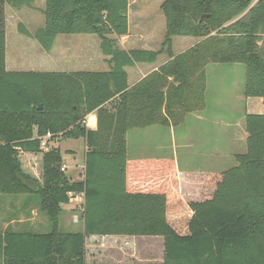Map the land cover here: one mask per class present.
<instances>
[{
    "label": "trees",
    "instance_id": "obj_1",
    "mask_svg": "<svg viewBox=\"0 0 264 264\" xmlns=\"http://www.w3.org/2000/svg\"><path fill=\"white\" fill-rule=\"evenodd\" d=\"M33 5L0 0V195H34L51 230L6 229L0 264H87L92 236L162 237L161 264H264V115L244 116L245 152L201 202L181 197L173 159L129 160L125 143L129 130L174 127L202 111L209 64H242L244 96L264 99V0H163L159 51L119 48L129 0H45L44 27L30 34L19 24L18 31L45 53L58 35H94L109 70L7 72L5 7ZM173 37L199 41L174 55ZM161 55L168 60L129 88L125 69ZM93 112L89 129L81 122ZM47 133L49 144L84 142L82 180L61 171L58 147H40ZM70 194L83 197L81 232L59 230Z\"/></svg>",
    "mask_w": 264,
    "mask_h": 264
},
{
    "label": "rangeland",
    "instance_id": "obj_2",
    "mask_svg": "<svg viewBox=\"0 0 264 264\" xmlns=\"http://www.w3.org/2000/svg\"><path fill=\"white\" fill-rule=\"evenodd\" d=\"M163 0H129L130 5V24L129 32L134 36L135 41L126 44L131 45L132 49L159 51L165 37V17L160 8ZM45 7V0H34L33 8H22L20 10L5 7V58L7 62V71H20L18 68H10V58L16 62H23L31 59L39 63L40 58L35 56L40 46L37 42L24 36L18 31V25L21 24L30 34L44 27V17L42 11ZM145 43H138L136 36ZM67 37L61 35L59 38ZM72 40H85V49H89L96 59V63L81 69L84 72H106L109 70L104 59L106 58L99 48V39L94 35H69ZM89 40L91 42H89ZM93 40V41H92ZM195 42L193 37H173L172 53L177 55L183 49L190 48ZM96 43V46H95ZM192 47V46H191ZM36 48V49H35ZM124 48V47H121ZM128 49V48H124ZM160 57V58H159ZM161 60L167 59V55H161ZM26 58V59H25ZM87 60V59H86ZM22 71V70H21ZM128 71V70H126ZM245 81V67L242 64H209L206 67V105L203 111L208 112V120L205 122H194L189 114L184 121L175 126L173 139L168 134V128L158 125L146 128H136L130 130L126 138L128 140L127 157L145 158L142 156L153 155L160 157L171 155L172 147L175 146L177 153V163L179 170H195L207 168L214 164L221 167L224 171L236 165L234 156L245 152L246 132L243 125L245 111L249 114L264 115V102L262 98H246L243 93ZM246 98V99H245ZM247 100V101H243ZM235 122L236 125L229 128V123ZM96 124V123H95ZM93 122H90L87 128L92 129ZM230 131L233 140L226 134ZM236 130V132L234 131ZM241 133L243 136H240ZM237 134V136H235ZM205 138H207L205 140ZM239 140L241 144L239 146ZM230 141V144L229 142ZM145 145L140 150V156H135L134 149ZM240 152L230 157H217L216 154L227 151L237 150ZM48 147L59 148L62 154V163L64 173L72 178H81L83 175L84 151L85 145L81 139L61 140L50 142ZM133 148V149H132ZM138 155V154H137ZM148 157V156H146ZM222 159L223 164L214 163ZM213 163L211 164V162ZM219 162V161H217ZM65 165V166H64ZM81 198V197H79ZM78 200V199H77ZM72 201L68 205H62L68 211L62 212L59 217V230L64 232H81V201ZM70 208V209H69ZM30 209L39 212L36 224L29 226L40 230L31 231L45 233L51 230L49 218L45 212L40 209L39 201L34 195H0V221H5L19 216V211L27 213ZM12 229L13 228H7ZM158 240L162 238L156 237ZM122 240V239H121ZM119 239L116 241L109 238H87L85 259L87 264H138L140 257L143 261L151 264H161L163 261V251L158 248L157 239L148 238L141 250L137 245L140 241L134 242L135 250L132 252L126 242ZM115 242V243H114ZM129 242H132L130 240ZM133 243V242H132ZM139 243V244H138ZM115 244V245H114ZM138 249V250H136ZM133 254V255H132Z\"/></svg>",
    "mask_w": 264,
    "mask_h": 264
},
{
    "label": "crops",
    "instance_id": "obj_3",
    "mask_svg": "<svg viewBox=\"0 0 264 264\" xmlns=\"http://www.w3.org/2000/svg\"><path fill=\"white\" fill-rule=\"evenodd\" d=\"M129 13H130V5L128 7V23L130 24ZM128 28H129V26H128ZM30 33H31V31H30ZM59 36H61V35H58L56 37L54 44H53V47L49 53H45L41 48H39V49L35 48L38 51L35 53V56L40 58L39 63L38 62L35 63L31 59L29 60L26 58H25L26 60H24L23 62H21L22 60L20 62H16L15 60H11V58H10V62H9L10 68H18L20 66L22 71L21 70L20 71H13V70L7 71L6 70L7 62H6V58H5V70L7 72L79 73V72H84V71H81V69L85 67L86 61H87V63H89V65H93L96 63V59L93 58V54L91 53V51L89 49H87V50L85 49V46H86L85 40H82V39L81 40L80 39L72 40L73 37L70 38L69 35H66L67 37L64 36V38L63 37L59 38ZM132 37H134V36L129 32V29H128V34L118 40L119 48L121 50H124V51L132 50L131 45L135 41V39H132ZM136 37L139 39V40H137L138 43H140V42L145 43L144 40H140L141 38L139 35ZM198 41H199V39L195 38V42L192 43L190 45V47L195 45ZM89 42H91V41L89 40ZM128 43H130L131 45H129L128 47H125V45ZM95 46H96V43H95ZM121 47L128 48V49H124ZM185 50L186 49H183V51H185ZM159 58L153 64H137L134 67L126 68L125 72L127 74V85H128V87L129 88L133 87L140 80H142L143 78H145L146 76H148L152 72L156 71L159 66H161L162 64H164L168 60V58L167 59L165 58V60H161ZM106 59L107 58H105L104 61ZM104 65H107V64H104ZM107 67H108V65H107ZM126 70H128V71H126ZM243 101H247V100H243ZM262 101L264 102V99H262ZM247 114H249L248 111H245L244 116ZM208 115H209L208 112H205V110L189 114V116L193 119V121L195 123L207 121ZM244 116L241 117L243 120H244ZM90 122L94 123V126H93V128H94L95 123H96V115L94 112L90 114ZM234 125H236V123L231 122L227 125V127L231 128ZM174 131H175V126L168 128V134L170 135L171 139H173ZM234 131L236 132V130H234ZM224 132H226V134L233 140L231 133L228 129H227V131H224ZM235 136H237V134H235ZM240 136H243V134L241 133ZM127 138L125 136L126 157H127V153H128V140H127ZM206 139L207 138H205V140ZM228 142L230 144V141H228ZM233 142H235L237 144L236 140H233ZM238 142H239V146H240L241 140H239ZM239 146H238L237 150H231L229 152L227 151L226 153L220 152V153L216 154V156L223 158V157H230L231 155H233L235 153L237 154L241 150V149H239ZM144 147H146V146L142 145L140 147L135 148L134 149V152L136 153L135 156H140L142 154V153H140V150L143 149ZM85 151H86V148H85ZM146 156H148V157H146ZM142 157H145V158H131V159H129L127 157V159H129V160L158 159V158L173 159V161L175 163V173H176L177 179H178V182H177L178 188L177 189H178L179 193L181 194V197L186 202L187 201L201 202V201L210 199V197L212 196V194L215 190L216 183L219 182L221 179V173L224 172V170L221 167H219V168L216 167L214 169L215 165L212 164L213 161L211 162L212 165H209V167H207V168H200V169H195V170H179L175 146L172 147L171 155L168 154L166 156H160V157H153V155H145ZM217 161H219V162H217ZM217 161L214 163H220L221 165L223 164L222 159H219ZM81 168L83 169V175H84V165L81 166ZM83 175L79 179L72 178L69 175L68 176L71 179V181H80L83 179ZM181 180L183 182H181ZM76 200L77 199H75V200L70 199L69 205L71 206L70 203L72 201H76ZM77 201H81V204H82L83 197L81 196V198H78ZM61 208H62L63 212L68 211L67 209H64L63 207H61ZM38 216H39V212L37 210L30 209L27 213H22L21 211H19V216L16 218H13V219L9 218V220H7V221H5L6 219H2V221H0V234H2L9 227L13 228V230H30L31 231V228H34L35 231L40 230V229L35 228V227H29V226L36 224ZM88 238H92V239L93 238H97V239L99 238L100 239V238H104V236H92V237H88ZM108 238L110 241L111 240L116 241V239H119V240L122 239L121 240L122 242H126L129 246H131L130 250L132 252L136 248L133 245L135 241L141 240L139 242L140 245H137V246L141 250H146L147 248L143 249L145 244H142V243L147 242L145 239H148V238L157 239V243H158L157 247L161 248V251H163V239L158 240V238H156V237H125V236L116 237V236H112V237H108ZM160 238H162V237H160ZM86 240H87V238H86ZM86 240H85V249H86ZM130 240H132L133 243L129 242ZM136 250H138V249H136ZM140 260L141 261L137 260L138 264H151V263H148L146 261H143L144 259L141 257H140Z\"/></svg>",
    "mask_w": 264,
    "mask_h": 264
},
{
    "label": "built area",
    "instance_id": "obj_4",
    "mask_svg": "<svg viewBox=\"0 0 264 264\" xmlns=\"http://www.w3.org/2000/svg\"><path fill=\"white\" fill-rule=\"evenodd\" d=\"M82 125L84 126H88V124L90 123V114L89 115H86L83 119V121L81 122ZM51 138V134L50 133H47L44 137H41L40 138V147L44 150H47L48 149V145H49V142L48 140ZM61 171H64V168L62 166L61 168ZM70 199L71 200H75V199H78L79 197H81L82 195H73V194H70Z\"/></svg>",
    "mask_w": 264,
    "mask_h": 264
},
{
    "label": "water",
    "instance_id": "obj_5",
    "mask_svg": "<svg viewBox=\"0 0 264 264\" xmlns=\"http://www.w3.org/2000/svg\"><path fill=\"white\" fill-rule=\"evenodd\" d=\"M206 18L205 15L201 16L198 20V23L202 22L204 19ZM38 108H41L40 106H38Z\"/></svg>",
    "mask_w": 264,
    "mask_h": 264
}]
</instances>
